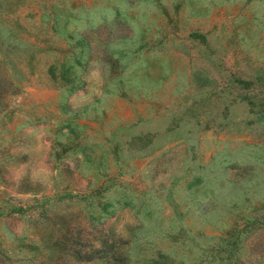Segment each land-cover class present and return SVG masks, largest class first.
Returning a JSON list of instances; mask_svg holds the SVG:
<instances>
[{
	"label": "rangeland",
	"instance_id": "374dc122",
	"mask_svg": "<svg viewBox=\"0 0 264 264\" xmlns=\"http://www.w3.org/2000/svg\"><path fill=\"white\" fill-rule=\"evenodd\" d=\"M0 264H264V0H0Z\"/></svg>",
	"mask_w": 264,
	"mask_h": 264
},
{
	"label": "trees",
	"instance_id": "16d2710c",
	"mask_svg": "<svg viewBox=\"0 0 264 264\" xmlns=\"http://www.w3.org/2000/svg\"><path fill=\"white\" fill-rule=\"evenodd\" d=\"M69 90H70V89H69ZM235 242H236V241L233 239V240L231 241V244L234 245Z\"/></svg>",
	"mask_w": 264,
	"mask_h": 264
}]
</instances>
